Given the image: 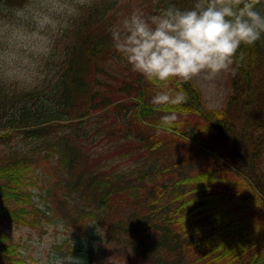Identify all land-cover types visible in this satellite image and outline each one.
<instances>
[{
    "label": "trees",
    "instance_id": "16d2710c",
    "mask_svg": "<svg viewBox=\"0 0 264 264\" xmlns=\"http://www.w3.org/2000/svg\"><path fill=\"white\" fill-rule=\"evenodd\" d=\"M188 1L181 10L196 3ZM120 4L82 8L54 39L41 79L0 82V143L9 142L0 158V225L57 222L152 264H264V34L240 47L226 105L214 109L194 80L165 87L134 71L129 79L110 72L124 63L109 31ZM181 89L184 104L150 102L157 91ZM173 112L177 120L161 125ZM36 168L44 208L27 188ZM24 262L0 229V264Z\"/></svg>",
    "mask_w": 264,
    "mask_h": 264
},
{
    "label": "clouds",
    "instance_id": "9594fccd",
    "mask_svg": "<svg viewBox=\"0 0 264 264\" xmlns=\"http://www.w3.org/2000/svg\"><path fill=\"white\" fill-rule=\"evenodd\" d=\"M261 0H196L190 9L169 5L159 14L145 16L139 8L113 24L114 48L147 81L167 86L171 80H215L235 71L238 50L252 46L264 34ZM91 0H25L21 7L0 11V75L9 77L29 56L51 51L54 38L67 30ZM187 91H157L154 106L181 105ZM175 112L161 117L172 125ZM72 257L70 264H79Z\"/></svg>",
    "mask_w": 264,
    "mask_h": 264
},
{
    "label": "rangeland",
    "instance_id": "374dc122",
    "mask_svg": "<svg viewBox=\"0 0 264 264\" xmlns=\"http://www.w3.org/2000/svg\"><path fill=\"white\" fill-rule=\"evenodd\" d=\"M94 1L99 2L101 0H91V2ZM120 1L121 4L117 12L118 19H122L126 14L130 15L137 8L143 11L145 16L159 14L162 9L166 8L161 6L159 0ZM261 3L264 8V0H261ZM189 4L190 2L188 0H177L175 6L184 8ZM5 7L9 8L0 0V11ZM65 35V31H63L56 37L61 38ZM47 57L48 53L45 55L29 56L26 63H20L16 66L13 75L9 77L0 75V82L8 88L10 82H16L19 86L33 84L35 80L41 79L45 59ZM122 59L124 61L123 64L120 63L119 66L112 64L109 70L119 77H126L127 79L129 76L128 74L133 70L132 68L120 70L119 68L121 66H130L124 58ZM228 72H222L212 81L194 79L207 106L219 109L226 105L230 91ZM122 73L125 74V76L122 75ZM139 79L144 81V78L141 76H139ZM108 82L115 83L113 80H109ZM238 126H242V120ZM15 138L18 139V136H15ZM17 139H13L10 142L11 146H17ZM187 140L191 139L187 138ZM7 153H9V142L0 143V158ZM192 164L194 169L205 168L204 163H199L196 160H193ZM39 173V168H36L35 173L30 174L31 179L34 178L35 180L33 179L34 184L27 186V188L32 194V204L39 208H44L46 202L40 197L41 193L44 191V182L40 181L42 178ZM10 205L12 208L25 207V205L23 206L13 202ZM0 229L8 236L10 241L18 244L21 257L25 260L22 264H70V260L73 256L81 259L79 264H152L150 261L134 257L129 249L128 251H123L115 247V244H111L112 241L107 242L103 235H101V239L92 235L86 236L82 234L78 228H66L57 222H43V226L38 228L4 222L0 225Z\"/></svg>",
    "mask_w": 264,
    "mask_h": 264
}]
</instances>
